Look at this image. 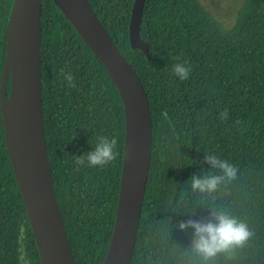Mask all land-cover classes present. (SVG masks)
Instances as JSON below:
<instances>
[{
  "label": "trees",
  "instance_id": "trees-1",
  "mask_svg": "<svg viewBox=\"0 0 264 264\" xmlns=\"http://www.w3.org/2000/svg\"><path fill=\"white\" fill-rule=\"evenodd\" d=\"M89 1L140 77L152 114V159L131 264H203L190 249L194 229L178 225L208 219L213 209L245 221L253 236L210 264H264V0H243L231 27L200 0H146L141 37L150 59L130 43L135 0ZM13 2L0 0V86ZM41 20L42 99L56 197L77 264H104L120 204L124 102L112 73L54 0H43ZM185 61L192 71L181 81L172 68ZM225 109L227 120L220 117ZM102 135L117 138L118 158L104 167H78L73 156L93 150ZM207 153L236 165L238 178L212 193L193 191L190 177L209 172ZM0 264H42L1 101Z\"/></svg>",
  "mask_w": 264,
  "mask_h": 264
},
{
  "label": "water",
  "instance_id": "water-1",
  "mask_svg": "<svg viewBox=\"0 0 264 264\" xmlns=\"http://www.w3.org/2000/svg\"><path fill=\"white\" fill-rule=\"evenodd\" d=\"M54 2L105 63L124 102L126 135L120 204L104 264H131L152 159L149 97L90 1ZM145 2H134L129 35L132 47L142 50L150 59V45L141 37ZM42 5L43 0L13 2L0 86L5 140L42 264H77L56 197L47 148L41 78ZM13 98L17 99L16 117L9 105Z\"/></svg>",
  "mask_w": 264,
  "mask_h": 264
},
{
  "label": "clouds",
  "instance_id": "clouds-1",
  "mask_svg": "<svg viewBox=\"0 0 264 264\" xmlns=\"http://www.w3.org/2000/svg\"><path fill=\"white\" fill-rule=\"evenodd\" d=\"M191 71L187 61L175 63L172 68V72L181 81L187 80ZM61 73L68 85L75 87L73 75L70 72L65 74L63 69ZM220 117L224 120L228 119L227 109L220 113ZM117 146V138L97 136L93 150L83 155L73 156L74 162L78 167L107 166L118 158ZM204 162L210 166L209 172L205 175L193 174L190 177L193 191L212 193L222 184L231 183L238 178L239 168L214 153L205 154ZM212 169H218L220 174H213ZM178 227L180 230L194 229L190 249L202 258L203 264H210L218 254H232L236 249L244 247L253 236V232L245 221L221 209L211 210L209 218L205 220L180 221Z\"/></svg>",
  "mask_w": 264,
  "mask_h": 264
},
{
  "label": "rangeland",
  "instance_id": "rangeland-1",
  "mask_svg": "<svg viewBox=\"0 0 264 264\" xmlns=\"http://www.w3.org/2000/svg\"><path fill=\"white\" fill-rule=\"evenodd\" d=\"M201 3L226 27H231L243 0H200Z\"/></svg>",
  "mask_w": 264,
  "mask_h": 264
},
{
  "label": "bare ground",
  "instance_id": "bare-ground-1",
  "mask_svg": "<svg viewBox=\"0 0 264 264\" xmlns=\"http://www.w3.org/2000/svg\"><path fill=\"white\" fill-rule=\"evenodd\" d=\"M16 102H17V99L16 98H13V99H11L9 101V105H10V108L12 109V112H13L14 117H16V115H17ZM122 215L123 214H121V216Z\"/></svg>",
  "mask_w": 264,
  "mask_h": 264
}]
</instances>
